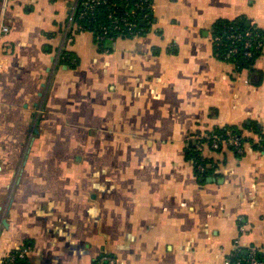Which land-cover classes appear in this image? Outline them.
<instances>
[{"label":"crops","instance_id":"crops-1","mask_svg":"<svg viewBox=\"0 0 264 264\" xmlns=\"http://www.w3.org/2000/svg\"><path fill=\"white\" fill-rule=\"evenodd\" d=\"M79 1L9 0L4 14L0 264L22 248L29 264H97L104 251L120 264H226L237 241L263 252L264 42L240 69L213 29L264 30V0H153L145 34L104 50L70 22ZM227 127L242 153L199 143Z\"/></svg>","mask_w":264,"mask_h":264},{"label":"trees","instance_id":"trees-1","mask_svg":"<svg viewBox=\"0 0 264 264\" xmlns=\"http://www.w3.org/2000/svg\"><path fill=\"white\" fill-rule=\"evenodd\" d=\"M140 1L142 0H108L106 4H103L95 9L93 16L87 15L81 18V14H83L85 11L83 0H80L74 15L75 22L76 24L82 26L84 30L91 31L95 35L100 34L102 33L103 27H110L113 24L114 19H119L120 17L124 16L125 13L132 11L135 8V4L139 3ZM152 2L153 0H150V3ZM148 13H150V9L146 4L144 5V8L142 10H139L137 12L134 27H122L120 31H109L107 37H105L102 41H98L96 39L97 44L104 50V43L108 39L114 40L118 38H133L134 36L145 34L148 27ZM247 32H251L253 33V35H258L259 39L264 42V30L258 28L257 26H247L246 21L244 20H220L214 25L213 29L214 37L221 38V41L215 42V51L218 56L221 59H226L236 64L240 69L251 68L252 62L261 54L262 50L261 48L255 50L253 47L251 48L253 56L247 57L245 55L247 51V49L245 48V35ZM234 36H241L242 39L240 40L234 38ZM233 46H237L239 48V53L229 58L227 54ZM68 55L70 57V54H64V59H61V62L67 64L69 67H76L78 64L77 61L73 62L74 59H68ZM227 131L236 133L238 136L242 137L243 141H245L240 130L234 127L216 129L210 134L223 136ZM187 155L191 160L194 161L196 171L198 170V165L206 166L207 161L201 158L197 150H187ZM198 173L199 175H201L199 171L197 172V174ZM205 173L203 174V176L206 175ZM23 249L25 248L14 250L11 253L17 255L14 262H11L8 258H6L4 264H29L27 261V256L25 258H20L17 254ZM248 257V252L241 251L239 253H234L232 256H229V259L232 262L242 260L245 264V259L247 260ZM259 258L264 260V253H259ZM246 264L248 263L246 262Z\"/></svg>","mask_w":264,"mask_h":264},{"label":"built area","instance_id":"built-area-1","mask_svg":"<svg viewBox=\"0 0 264 264\" xmlns=\"http://www.w3.org/2000/svg\"><path fill=\"white\" fill-rule=\"evenodd\" d=\"M8 1L9 0H3L2 4V10H1V23H0V38L3 37L4 35L8 34L10 29L9 27L3 23V18L4 14L8 8ZM108 0H83L84 4V13L81 14V18L85 16H93V13L95 9L103 4H106ZM153 3V2H152ZM152 3H150V0H142L139 3L135 4V8L128 12L125 13L124 16L120 17L119 19L116 18L114 19L113 24L110 27H103L102 28V33L96 34V39L98 41H102L107 35L109 34V31H120L122 27H129L132 28L134 27V22H135V17L136 14L139 10H142L144 8V5L147 4V7L151 10ZM76 9L74 10L73 14L70 16V22L73 23L75 22V15ZM81 29H83L82 26H79ZM234 38L237 39H242L241 36H234ZM221 41L220 37H214V42H219ZM262 46V41L259 39L258 35H253L251 32H247L245 35V48L247 49L246 51V56L251 57L253 56V52H251V48L254 47V49H260ZM239 53V48L237 46H233L227 56L230 58L231 56L237 55ZM199 143L206 142L210 148L214 150H220L223 149L224 147L230 148L234 151H237L238 153H242L243 151V144L244 141L242 137L238 136L236 133H233L232 131H227L225 135L219 136L217 134H209L204 137L199 138ZM198 171L200 173H203L206 171L205 166L203 165H198ZM243 251V249L239 246V243L237 241V246L236 249H234L231 253L230 256H232L234 253H239ZM249 253V257L246 260L245 259V264L246 262L248 264H264V260L259 258V253H264L262 252L261 249H258L257 247H250L247 251ZM20 258H25L26 257V250H22L19 253H17ZM15 257L17 255L11 254L9 255L8 259L11 262H14ZM97 264H120L119 261L117 260L116 257H114L111 253L104 251L97 260ZM226 264H244L242 260H237L235 262H232L229 257L226 260Z\"/></svg>","mask_w":264,"mask_h":264},{"label":"water","instance_id":"water-1","mask_svg":"<svg viewBox=\"0 0 264 264\" xmlns=\"http://www.w3.org/2000/svg\"><path fill=\"white\" fill-rule=\"evenodd\" d=\"M250 24L249 23H247V26H249Z\"/></svg>","mask_w":264,"mask_h":264}]
</instances>
